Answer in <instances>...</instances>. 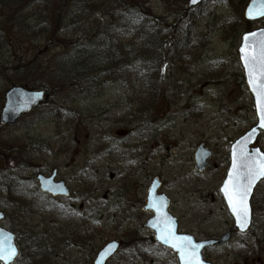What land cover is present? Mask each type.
Returning a JSON list of instances; mask_svg holds the SVG:
<instances>
[{
  "label": "rangeland",
  "instance_id": "374dc122",
  "mask_svg": "<svg viewBox=\"0 0 264 264\" xmlns=\"http://www.w3.org/2000/svg\"><path fill=\"white\" fill-rule=\"evenodd\" d=\"M24 1L14 26L10 23L16 16L7 22L0 17V65L10 68L17 58L23 59L17 71L8 69L4 74L0 69V110L6 88L17 81L41 84L48 97L16 126L0 125V202L17 198L9 205L0 203V208L7 214V227L17 232L23 252L13 264H91L94 254L110 240L119 241L121 249L108 264H177L173 253L152 244L142 227L151 215L142 210V203L153 176L163 181L160 192L171 199L170 212L177 216L181 232L203 239L229 229L233 221L219 189L228 168L226 156L230 144L255 124L253 101L237 58V37L228 26L240 0L230 4L209 0L183 18L179 16L186 1L149 0L158 16L167 17L169 23L179 18L180 25L175 47L168 44L161 99L154 112L137 124L130 122L129 103L145 90L146 73L128 78L126 72H114L110 81L99 78L90 91V85L72 86L60 77L51 79L44 68L39 72L32 63L29 67L35 56L39 57L34 65L50 59L54 74L68 46L63 38L45 46L43 40L29 42L33 32L28 30L36 23L30 15L36 4L28 0L34 7L25 10ZM22 14L30 18L19 23ZM108 17L100 10L82 26L99 31L98 25ZM253 25L263 27L264 18ZM74 29L62 36L74 38ZM77 33L76 37L82 35ZM9 41H15L14 52ZM203 142L213 154L207 169L199 172L193 169L194 151ZM256 144L264 151V132ZM85 165L92 184L86 196L77 180V171ZM51 166L73 193L70 199L54 200L53 208L41 206L33 176L38 169L51 172ZM6 184L13 189L10 193ZM251 199V229L235 233L219 248H208L206 259L214 264H264V243L259 242L264 239V179ZM68 211L71 222L63 218ZM55 228L61 230L51 235ZM85 232L93 236L86 239ZM46 244L53 247L52 257L34 262L40 246ZM253 251L256 256L250 257Z\"/></svg>",
  "mask_w": 264,
  "mask_h": 264
},
{
  "label": "trees",
  "instance_id": "16d2710c",
  "mask_svg": "<svg viewBox=\"0 0 264 264\" xmlns=\"http://www.w3.org/2000/svg\"><path fill=\"white\" fill-rule=\"evenodd\" d=\"M27 1H24L25 10L32 9L36 4V10L30 15L34 16L36 23L33 29L28 30L33 32L29 42L43 40L45 46L57 39L61 42L63 38L64 44L68 46H65V49L68 50L63 55V62H56V72L54 74L50 71L53 68L50 59L46 63L43 61L41 64H37V66L34 64H36L39 56H35L30 59L31 61H28L29 67H31L30 64L32 63V67H38L39 72H42L44 68L45 73L51 79L52 77L57 79L60 77L66 81L80 85L88 84L89 86V83H95L100 76L106 75L109 79L116 70H120L122 73L126 72V74L130 75L128 77L130 78L132 74L135 75V73L139 72V64L141 63L140 65H143L140 71L147 73L148 80L145 84V90H141L136 96L138 99L131 107V117L136 121L137 118L141 117L142 119V116L154 112L153 108L160 101L161 91H163L162 67L167 60L168 44L172 46V43H174L175 47L177 43L178 26L180 25L179 18H176L174 22L168 23L167 17L163 18L153 15L146 0H33L34 5L32 6ZM229 1L227 0L228 3ZM245 2L246 0H240V7L235 12L233 21L228 24L230 30H238V33L242 29L243 31H248L252 28V24L244 21L239 14ZM21 6H23L22 0H0V17L4 16L7 22V20L10 21L16 16L10 23L14 26L17 21V15H21ZM100 10H104V13L109 16V21L107 20L102 25H98L101 28L99 31L96 29L99 32L98 34L95 33L96 31L93 28L85 29L82 24L86 20L89 22L90 16L100 12ZM187 13H189V10L184 7L179 17L183 18ZM29 18L24 17L22 14L21 20H18L21 23ZM242 25L244 26L243 28ZM20 26L22 27V25ZM72 28H75L74 38L70 39L68 37V39H65V35L62 36L63 32ZM35 32L37 33L34 36ZM77 32L82 33V35L80 34L79 37H76L78 35ZM128 37L129 40H126ZM14 42L9 41L13 52L15 48ZM120 43L123 45L119 48ZM119 54L124 59L117 62ZM16 60L15 66L11 65L10 68H7V65H0V69L3 70L4 74L8 69L17 71V66L19 68L22 67L20 61L23 62V59L21 60L19 57ZM33 86H37V84ZM89 87H92V84ZM142 97L143 100L140 101ZM145 98L147 103L143 104ZM5 203L7 204L8 202L6 201ZM149 240L152 241L150 237Z\"/></svg>",
  "mask_w": 264,
  "mask_h": 264
},
{
  "label": "water",
  "instance_id": "95a60500",
  "mask_svg": "<svg viewBox=\"0 0 264 264\" xmlns=\"http://www.w3.org/2000/svg\"><path fill=\"white\" fill-rule=\"evenodd\" d=\"M205 0H188L187 6L189 7H195L197 4L203 2ZM264 7V0H250L248 2V5L244 11V15L246 19L252 20V19H258L263 16L257 15V11L261 8ZM252 10L253 15L250 17L248 15L249 10ZM264 32L263 29H256L253 30L252 32H246L242 35L241 39V44L238 47V58L240 59L241 66L243 69V74H244V80L247 85L248 91H250L252 95V99L254 101V112L256 113V124L248 129L242 136L236 139L231 144L230 148V163H229V169L226 173L225 180L223 181L220 189L221 193L223 196V199L225 200L226 206L228 211H230L233 221H235V227L239 232H245L250 228L251 225V216H252V210L250 206V201H251V196L255 190V186L259 183V181L264 178L260 177L259 179L256 180L255 184L252 187L251 194L248 199V204H249V222L244 227L243 229L241 228L240 224L237 222V218L234 215L231 207L229 206V202L227 197L224 194V185L228 181L229 174L232 172L233 169V159H234V152L238 155L240 150L243 149L244 152H246L249 156H264V153L260 149V147H252L254 142L256 141L257 137L260 135L261 130H264V127H261V116L257 108V98L254 92L252 91L251 86L249 85V77L247 74V71L244 66V61L242 60L241 56V48L244 45V37L250 33H261ZM251 42V41H250ZM44 91H31V90H26L20 86H14L11 87L5 95V104L4 107L1 110L0 114V123L2 125H7V124H15L16 120L20 117L21 114L23 113H28V111L34 107H36L40 102H42L44 99ZM211 151L208 150L207 148L204 147V144L200 145L199 148H197L195 152V158H196V164L194 169H198L200 171L205 170V167L209 164L208 159L211 156ZM55 177L54 173L52 177H46L44 175L39 176V186L42 192L51 194L52 196L54 195H68L69 190L68 187L64 184V182H55L53 181V178ZM151 185L149 186L147 190V197L145 201V205L143 207V210L145 211H150L153 216L152 218L148 219L144 224L143 227L149 229L154 236V239L157 243H159L161 246H166L170 248L174 253L175 257L177 256L178 259V264H183V261L180 258V253L178 252L177 248L173 247L171 243H169L166 240H163L161 238L162 236V228L164 227V224L167 223L168 226L172 229L173 233L175 234L176 237H190L193 241V243L203 245L199 249V254H200V260L202 264H211L210 262L208 263L203 259L202 255V250L205 247L208 246H213V245H219L220 243H225L229 241L231 237V232L230 230L226 232L225 235L221 236L218 239L215 238H209L208 240H202V241H196L194 236L191 234H180L177 233L178 229V224H177V218L172 216L168 212V208L170 206V201L169 199L165 196V194H158L157 190L161 187V181L157 177L153 178L151 181ZM5 215L2 211H0V222L1 219H4ZM15 235L13 233H10L9 231L3 229L0 226V242H5L4 246L5 247H12L15 249V255L9 259V260H2L0 259L3 264H10L13 262V260L18 256L19 252L16 246V243L14 242ZM119 244L116 241H111L109 244L104 246L100 253L96 256L94 259V264H106L108 258H110L112 255H114L118 248Z\"/></svg>",
  "mask_w": 264,
  "mask_h": 264
},
{
  "label": "snow or ice",
  "instance_id": "6c2138e0",
  "mask_svg": "<svg viewBox=\"0 0 264 264\" xmlns=\"http://www.w3.org/2000/svg\"><path fill=\"white\" fill-rule=\"evenodd\" d=\"M256 14L264 16V7H261ZM248 15L252 17L251 9ZM241 53L249 77V85L257 98L261 127H264V32L246 35ZM260 177H264V156H249L243 149L238 155L234 152L233 169L223 190L242 229L249 222L248 199L253 185ZM161 238L177 248L183 264H202L199 249L203 245L193 243L190 237H176L167 223L162 228ZM4 244L5 242H0V259L9 260L16 254L15 249L5 247Z\"/></svg>",
  "mask_w": 264,
  "mask_h": 264
},
{
  "label": "bare ground",
  "instance_id": "6f19581e",
  "mask_svg": "<svg viewBox=\"0 0 264 264\" xmlns=\"http://www.w3.org/2000/svg\"><path fill=\"white\" fill-rule=\"evenodd\" d=\"M70 249H72V248H70Z\"/></svg>",
  "mask_w": 264,
  "mask_h": 264
}]
</instances>
